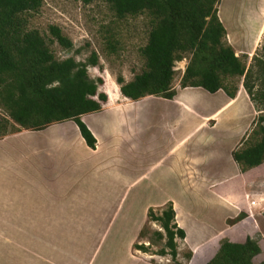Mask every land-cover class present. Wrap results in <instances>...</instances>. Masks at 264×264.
<instances>
[{
    "label": "crops",
    "instance_id": "crops-1",
    "mask_svg": "<svg viewBox=\"0 0 264 264\" xmlns=\"http://www.w3.org/2000/svg\"><path fill=\"white\" fill-rule=\"evenodd\" d=\"M263 4L264 0H260L259 5ZM225 31L236 56L237 52L250 54L255 47L249 46L248 39H239L240 44H235L230 39V31L227 28ZM174 88L176 93L171 99L147 95L131 100L120 94L114 99L107 98L99 111L82 114L80 119L96 139L95 148L85 144L73 120L54 122L39 130L18 127L17 131L0 137V264H71L69 261L75 258L66 252L70 243L68 247L65 242L53 244L52 236L88 234L84 229H89L90 222L101 217L99 213L110 211L117 198L121 201L134 187L152 179L151 169L161 167L166 161L171 162L165 168L164 177H170L178 186L207 188L211 201L228 213L224 216L225 227L214 234L207 229L211 224L204 221L210 214L206 212L209 208L201 212L192 207L184 210L195 221L200 235L198 240L189 243L186 240L190 232L178 220L177 203L168 200L173 203L175 220L185 231L184 241L192 256L203 243L213 249L210 259L221 237L232 242L244 241L242 227L235 230L244 219L232 224L227 220L235 218L245 207L250 211L258 204L252 206L246 200L245 205L243 192L255 172L264 167V162L243 172L231 152L238 148L236 145L254 116L241 127H231L234 141L225 153L212 151L211 146L226 140V133L222 137L221 129L227 119L223 113L228 108L241 102L244 106L248 104L251 111L253 105L246 94L238 99L236 95L229 98L223 90L209 93L201 87L177 85ZM219 96L221 99L215 102ZM152 100H157L165 109H160L159 118L151 127L163 128L161 136L159 140L154 136L149 141L142 136L148 132V124L143 125L140 120ZM212 101L214 109L210 108ZM243 114L242 111L232 120H238ZM132 115L136 121H132ZM188 143L193 145L190 150L185 147ZM181 149H185L183 153ZM153 151L160 153L149 168L145 159ZM213 159L218 163L215 168L211 167ZM227 187L231 190L215 189ZM197 191L190 202L200 200L193 199L199 196L195 194ZM168 198L158 206H147L146 213L152 207L161 209ZM78 225L84 231L79 232Z\"/></svg>",
    "mask_w": 264,
    "mask_h": 264
},
{
    "label": "trees",
    "instance_id": "trees-1",
    "mask_svg": "<svg viewBox=\"0 0 264 264\" xmlns=\"http://www.w3.org/2000/svg\"><path fill=\"white\" fill-rule=\"evenodd\" d=\"M90 3L97 0H82ZM117 18L147 13L152 18L144 46L143 70L130 81L117 79L123 97L137 100L147 95L171 99L175 93L172 81L173 65L186 54L189 61L179 79V87H201L209 93L223 90L229 98L236 95V86L225 80L242 77V86L250 100L261 102L264 111V42L260 56L253 55L256 75L251 67L236 56L225 41L226 31L218 17L220 0H103ZM42 0H0V101L10 121L0 118V137L18 130V127L39 130L48 124L73 120L85 144L95 148L96 139L80 119L82 114L99 111L107 101L104 92H98L101 78L92 79L87 65H95L94 53L86 62L73 57L55 58L44 37L36 29L27 28L26 14L35 12ZM49 33L63 48L70 49L71 41L56 26ZM247 58V54H243ZM261 83L255 88L254 80ZM264 114L257 116L260 138L252 144L232 150V158L241 171H247L264 162ZM242 145V144H241ZM239 213L233 223L242 220ZM149 221L157 222L162 230H154L149 243H133V249L142 253L177 257L176 239L183 240L185 231L177 225L173 203L167 201L159 213L149 208ZM143 232V231H142ZM141 230L139 237H142ZM164 240L162 247L151 250V245ZM261 248L255 239L247 236L242 242L222 239L214 255L204 264H254L253 258ZM192 253L187 254L190 259ZM264 264V259L261 263Z\"/></svg>",
    "mask_w": 264,
    "mask_h": 264
},
{
    "label": "rangeland",
    "instance_id": "rangeland-1",
    "mask_svg": "<svg viewBox=\"0 0 264 264\" xmlns=\"http://www.w3.org/2000/svg\"><path fill=\"white\" fill-rule=\"evenodd\" d=\"M259 3L260 0H220L217 6L218 17L222 20L220 21L224 24V28L230 31V39L237 45L240 44V40L247 39L250 47L254 44L255 47L252 51L250 50V54L237 53L239 54L238 56H242L240 58L244 61L246 68L251 67L255 75L257 67L252 56H260L261 46L264 42V4L259 5ZM26 18L27 28L36 29L44 37L56 59L62 60L67 57H73L76 61L86 62L91 53H94L97 63L95 65H87V74L92 79H102V83L98 86V92H104L107 98L114 99L120 95V84L117 79L120 78L123 82L130 81L135 74L140 73L144 68V58L140 53V48L146 43L148 32L152 25V18L147 13L117 18L108 3L103 0L90 3H84L82 0H42L38 10L27 13ZM51 25L58 27L62 35L71 41L72 46L70 49L63 48L53 39L49 33V26ZM250 32L252 33L250 34ZM228 39L227 35H225L227 43ZM243 54H247V58L243 57ZM190 56V54H186L181 60L174 62L173 88L179 85V79ZM242 81V77L225 80V83L229 87L236 86V96L238 99L242 94L247 95L242 86ZM254 84L255 88L261 85L256 79L254 80ZM238 93L240 94L238 95ZM220 99V96L217 97L215 102ZM213 103L214 101L211 102V109L215 107ZM251 103L253 105L251 111H248V104L244 106L241 105V102H238V106H234V108L230 107L223 113L227 119L223 123L221 135L224 137L226 133V140H223L224 143L220 142L218 145L213 144L211 146L212 151L225 153L234 141V131H232L231 127L243 126L247 123L248 119L250 120L251 116H254V119L250 124L248 123L236 147L252 144L260 138L257 116L261 113L264 114V111L260 110L261 102L255 101L254 103L251 101ZM160 109L165 108L159 102L157 103V100H152V105L143 110L146 112H143V118L140 122L142 121L143 125L144 123L148 124L149 130L142 136L149 139V141L154 136L158 137L159 140L163 131L161 127L156 130L151 128L156 124L154 121L157 120V115L161 112ZM242 111L245 114L238 116V120H232V117L235 115H241ZM0 118H6L10 121L9 129L15 125L8 117L7 111L1 104V101ZM133 118L134 115H132V121H136ZM180 130L183 131L184 129L181 128ZM195 140L197 141V137H195ZM185 147L186 150H190L193 148V145L188 143ZM184 150L181 149V152L183 153ZM159 153L153 151V153L149 152L147 154L145 159L147 167L151 168L153 166L155 160H157L155 156L156 154L159 155ZM170 162L166 161L161 167L155 166L152 168L149 174L152 179L134 187L130 195L121 201V198H117L110 211L99 213L101 217H97V219L91 221L89 229H84L88 231V234L79 233L74 236H52L53 244L65 242L64 244L68 247V243H70L66 252L75 258L69 261L71 264L206 263L213 253V249L211 247L206 248L207 246L203 243L199 244V248L195 251L194 256L188 259L186 256L191 251L188 249L186 242L184 239H176V262H173L169 255L160 256L142 253L132 247L133 242L147 245L149 243L148 237L152 231L162 230L157 222L147 220L146 207L152 205L158 206L167 197H169L167 201L174 200L177 203L176 207L179 211L178 220H182L190 232L187 236V242L191 243L200 238L198 230L195 227V221L184 212L189 207H192L196 211L199 210V212L206 207L209 208L206 212L210 214L204 221H207L209 225L211 224V226H207V229L211 233L217 234L225 227L224 216L228 213L221 209L218 203L211 201L212 197L211 194H208L207 188H195L199 190L197 191L193 188L178 186L170 177H164L167 172L165 168ZM216 166H218V163L213 159L211 167L215 168ZM255 177H259V179L255 181ZM156 181L157 183L155 184ZM248 183L246 191L243 192V201H245V205L246 200H250L249 204L252 206L258 204L252 207L250 211L246 207L239 211L245 217L243 218L242 225L236 226L235 230L238 231L241 226L246 237L249 236L258 242L261 252L253 258V263L259 264L264 259V167L259 172L256 171L253 180ZM215 189H221V191L225 189L231 190L230 187ZM194 191H197L195 194L199 196L193 197V199L198 198L200 200L190 202ZM161 209L159 207H152L155 213H159ZM79 222L82 224V221ZM227 223L232 224L233 220L228 219ZM84 226H88V224ZM77 227L79 232L84 231L80 228V225ZM140 230L141 232L143 231L140 234L142 237L138 235ZM222 239L226 238L221 237L220 240ZM163 242L164 240L151 245L150 249L154 251L158 250L162 247Z\"/></svg>",
    "mask_w": 264,
    "mask_h": 264
},
{
    "label": "bare ground",
    "instance_id": "bare-ground-1",
    "mask_svg": "<svg viewBox=\"0 0 264 264\" xmlns=\"http://www.w3.org/2000/svg\"><path fill=\"white\" fill-rule=\"evenodd\" d=\"M240 94V93H239ZM240 99V98H239Z\"/></svg>",
    "mask_w": 264,
    "mask_h": 264
},
{
    "label": "built area",
    "instance_id": "built-area-1",
    "mask_svg": "<svg viewBox=\"0 0 264 264\" xmlns=\"http://www.w3.org/2000/svg\"><path fill=\"white\" fill-rule=\"evenodd\" d=\"M251 202H253V201H251Z\"/></svg>",
    "mask_w": 264,
    "mask_h": 264
}]
</instances>
